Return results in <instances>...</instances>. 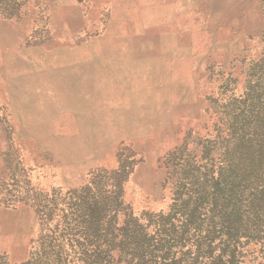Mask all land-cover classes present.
Listing matches in <instances>:
<instances>
[{"label": "rangeland", "instance_id": "1", "mask_svg": "<svg viewBox=\"0 0 264 264\" xmlns=\"http://www.w3.org/2000/svg\"><path fill=\"white\" fill-rule=\"evenodd\" d=\"M7 4L25 24L19 45L36 48L0 49V261L93 264L84 248L98 264H137L118 230L126 205L136 217L168 210L177 191H201L197 181L228 168L239 119L263 89L264 0ZM90 182L96 199L120 201L108 207L114 238L86 232L71 212L66 192ZM239 250V264L264 261L250 243Z\"/></svg>", "mask_w": 264, "mask_h": 264}, {"label": "trees", "instance_id": "2", "mask_svg": "<svg viewBox=\"0 0 264 264\" xmlns=\"http://www.w3.org/2000/svg\"><path fill=\"white\" fill-rule=\"evenodd\" d=\"M262 68L258 78L263 89L254 96L257 101L251 102L244 111L247 115L239 119L233 148L225 151L228 168L213 171L205 183L197 181L202 186L201 191L194 185L186 186V192L177 191L176 202L173 199L168 210L154 212L145 209L136 217L126 205L125 219L118 230L121 244L131 247V253L137 256V264H196L200 257H205L208 264H239V249L248 243L258 248V254H264ZM90 186L91 182L80 188L79 193L78 189L66 192L75 199L69 203L71 212L85 223L86 232L98 235L99 231H104L114 238L112 221L117 209L108 207H114L120 201L98 200L95 193H90ZM47 201L56 204L54 197ZM47 207L43 204L41 210L37 208L42 213L39 219L46 223L51 218V213L45 212ZM45 237L49 238V246L57 251L61 245L53 243L56 237L48 234ZM174 246L189 248L181 250L177 256L172 250ZM79 253L81 259L98 264L97 250L89 253L83 248ZM0 264L3 263L0 261ZM258 264H264V261Z\"/></svg>", "mask_w": 264, "mask_h": 264}, {"label": "crops", "instance_id": "3", "mask_svg": "<svg viewBox=\"0 0 264 264\" xmlns=\"http://www.w3.org/2000/svg\"><path fill=\"white\" fill-rule=\"evenodd\" d=\"M7 1L8 0H0V12L4 11L5 14L7 15V17H4L3 13H1V15L3 17L0 18V29H1V32H0V49L2 48L3 50H6V48H8V50L11 51L13 53V55L15 54L16 56L24 57L26 55H29V53H32L36 47H33V48L32 47H23V46L19 45L21 43H24L25 39L27 38L26 32L24 30H22V28H21V26L22 25L25 26V24H23L24 23L23 21L17 22L19 20L18 15H21L20 11H19V14L18 13L17 14L6 13L5 10H7L8 8H5L6 7L5 4H7ZM13 1H17V0H13ZM8 3H10V2H8ZM3 32L7 33L9 35L8 36L1 35ZM38 58H41V57H38ZM31 69L32 68L30 67L29 74L32 72ZM11 212L12 213L15 212V214L11 215V217H13L17 214V211L13 210V209H6L2 214L7 216V214H9ZM6 222L7 221H3L2 224H0L1 225V227H0V238H1V235L2 236L6 235V231L8 232V230H6V228L4 229V225L7 226ZM4 233H5V235H3ZM0 243L3 244L2 241ZM8 246H5L3 244L0 247V250H5Z\"/></svg>", "mask_w": 264, "mask_h": 264}]
</instances>
